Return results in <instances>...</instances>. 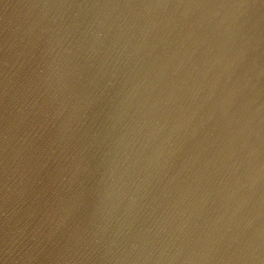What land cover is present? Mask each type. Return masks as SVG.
<instances>
[{
	"label": "water",
	"instance_id": "obj_1",
	"mask_svg": "<svg viewBox=\"0 0 264 264\" xmlns=\"http://www.w3.org/2000/svg\"><path fill=\"white\" fill-rule=\"evenodd\" d=\"M0 264H264L260 0H0Z\"/></svg>",
	"mask_w": 264,
	"mask_h": 264
},
{
	"label": "snow or ice",
	"instance_id": "obj_2",
	"mask_svg": "<svg viewBox=\"0 0 264 264\" xmlns=\"http://www.w3.org/2000/svg\"><path fill=\"white\" fill-rule=\"evenodd\" d=\"M260 4L264 6V0H260Z\"/></svg>",
	"mask_w": 264,
	"mask_h": 264
}]
</instances>
